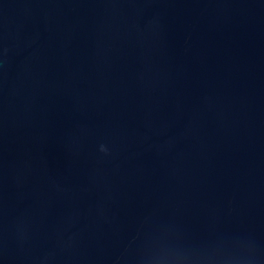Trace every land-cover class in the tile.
<instances>
[{
    "label": "water",
    "instance_id": "95a60500",
    "mask_svg": "<svg viewBox=\"0 0 264 264\" xmlns=\"http://www.w3.org/2000/svg\"><path fill=\"white\" fill-rule=\"evenodd\" d=\"M0 264H264V0H0Z\"/></svg>",
    "mask_w": 264,
    "mask_h": 264
}]
</instances>
